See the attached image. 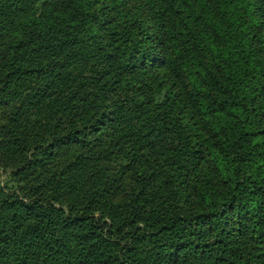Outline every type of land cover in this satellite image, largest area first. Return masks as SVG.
Here are the masks:
<instances>
[{
  "label": "trees",
  "instance_id": "obj_1",
  "mask_svg": "<svg viewBox=\"0 0 264 264\" xmlns=\"http://www.w3.org/2000/svg\"><path fill=\"white\" fill-rule=\"evenodd\" d=\"M2 32L22 195L0 192V264H256L239 241L264 246V0H0ZM133 115L123 136L170 138L163 183L117 139ZM116 150L127 205L103 181Z\"/></svg>",
  "mask_w": 264,
  "mask_h": 264
},
{
  "label": "rangeland",
  "instance_id": "obj_2",
  "mask_svg": "<svg viewBox=\"0 0 264 264\" xmlns=\"http://www.w3.org/2000/svg\"><path fill=\"white\" fill-rule=\"evenodd\" d=\"M45 0H34L36 5L40 4V2ZM16 27L12 31H16L17 28L22 27L23 25L26 26L27 23L30 22L28 17L22 19H15ZM106 32V31H105ZM108 31L106 32V34ZM15 34L4 32L0 33V59L4 60L8 53V49L10 45L14 43ZM122 98L124 97V91L122 88L117 87L113 90H101L97 96V103L96 104H105L108 102L113 101L115 98ZM11 108L4 109V107L0 108V140L6 138L9 135V139H11V132L12 129L15 127V121L13 120ZM135 115V114H134ZM133 115L132 118L127 120L128 124L121 129V136L123 137L121 140L119 136L117 139L120 141L121 145H124V153H127V148L130 146L136 145H143V149L145 150V154L143 156L142 161L145 163L144 168L146 171L157 169L160 171L159 173V183H163V181L168 178L169 175L173 174L171 168L168 167V151L166 150L167 147H170L171 141L170 138L164 137L163 135H158L155 138L145 137L144 139L136 140V137H125L123 135H127L128 130L134 126L138 125L140 122L135 121V116ZM144 119V116L141 117ZM140 119V120H142ZM13 120V121H12ZM126 122V123H127ZM138 122V123H137ZM140 128L138 125L137 129ZM111 129V130H110ZM108 129L107 131L110 132L109 134L112 135L115 129L112 128ZM108 134V135H109ZM118 134V135H120ZM107 135V136H108ZM170 135V134H169ZM115 136V135H114ZM109 141V137H106ZM167 138V139H166ZM160 146L163 148H160ZM156 151H151V149H155ZM117 154L113 155L114 159L112 158L111 163H105L103 165L106 172L102 175L103 181L106 179L109 181L108 184L112 185L113 188H117L120 185V189L116 191L119 196L114 197L111 195L109 197V202H113L117 205H127L130 203L131 198L135 195L134 189H136V178L133 176L132 173L126 175L127 177L122 180V171L126 170L124 168L125 164V157L123 154H118L120 151L116 150ZM149 153V154H148ZM119 156L120 158H117ZM118 159V160H116ZM17 164L14 162V159L8 156H0V192L1 193H8V194H15L16 197H21V176L16 175L14 169L16 168ZM121 173V174H120ZM46 180V174L42 177V181ZM121 180V181H117ZM122 192V193H121ZM198 205L195 201V210L198 209ZM241 243L242 248L245 252L248 253L249 257L253 259V261L257 264L259 262H264V246H259L253 242L252 239L242 237L239 241Z\"/></svg>",
  "mask_w": 264,
  "mask_h": 264
}]
</instances>
